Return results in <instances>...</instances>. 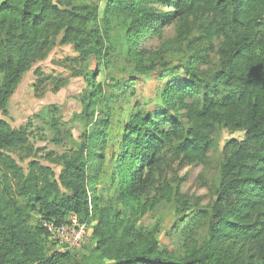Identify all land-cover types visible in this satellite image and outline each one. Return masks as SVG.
<instances>
[{"label":"trees","instance_id":"trees-1","mask_svg":"<svg viewBox=\"0 0 264 264\" xmlns=\"http://www.w3.org/2000/svg\"><path fill=\"white\" fill-rule=\"evenodd\" d=\"M73 1L80 0H0L1 114L23 75L58 41L71 45L80 61L123 60L133 74L147 75L154 68L148 41L176 19L206 16L205 38L219 40L220 59L207 76L180 63L182 75L168 71L160 77L167 79L154 110L137 103L128 108L112 137L102 188L107 196L94 198L93 205L87 184L96 177L88 175L84 150L93 157L90 146H101L115 124L94 120L95 109L132 93V79H110L112 91L106 95L95 81L97 67L92 71V91L82 97L81 107L95 134L79 153L51 161L61 167L57 177L37 160L27 127L11 129L0 120V264H81L74 255L79 250L58 251L42 226V221L63 223L69 215L93 223L94 248L84 264H264V0H108L100 22L97 5ZM218 128L241 133L242 139L223 147L207 240L197 252L172 259L139 222L164 198L157 184L167 156L181 166L202 163ZM116 129L110 127L112 134ZM53 133L55 145L71 139L67 130ZM20 150L26 156L21 162L28 159L25 169L11 155ZM188 210L177 202L178 215ZM32 213L36 228L29 226Z\"/></svg>","mask_w":264,"mask_h":264},{"label":"rangeland","instance_id":"rangeland-1","mask_svg":"<svg viewBox=\"0 0 264 264\" xmlns=\"http://www.w3.org/2000/svg\"><path fill=\"white\" fill-rule=\"evenodd\" d=\"M107 2L108 0H80L73 1L72 5H97L100 22ZM209 23L210 19L206 16H190L173 21L160 37L148 41L146 48L154 68L151 74L140 76L133 74V69L123 60L107 65V62L102 63V60L98 61L90 56L80 61L71 45H62L58 41L43 61L33 64L23 75L8 102L5 114L0 113V120L15 130L26 126L28 145L37 150V160L43 165L51 166L57 177L61 167L50 164L51 161L57 156L79 153L95 134L93 124H88L84 119L81 107L82 97L88 96L92 91L89 86L92 71L97 67L95 81L97 84L101 83L106 95L112 91L113 82L110 79H132V93L121 98L118 103L101 104L95 109L94 120L103 118L113 120L115 124L112 123L107 128L108 137L103 138L101 146L92 148L88 144L93 157L86 156L84 150V157L89 163L88 175L96 177L95 182L89 181L87 184L89 199L93 205L94 198L107 196L102 188L107 183L109 174L112 154L110 147L114 143L112 137L123 116L128 113V108L137 103L141 109L154 110L157 91L167 79L164 76L165 79L160 81V77L168 71H176L175 75H182L177 70L180 63H191L192 67L206 76L216 71L220 46L215 37L210 41L205 38L204 32ZM111 35H114V31ZM214 86L220 88L218 83H214ZM111 126L117 128L113 134ZM54 128L69 131L71 139L64 144L55 145L52 142ZM241 139V133L218 128L214 131L212 145L202 163L181 166L176 159H169L167 156L168 166L164 167L162 179L157 184V192L162 193L164 198L139 222L145 230L154 233L158 249L165 255L172 259L185 258L205 244L210 210L216 199L223 147L231 140ZM47 154H51L50 159L46 158ZM11 155L22 168H26L28 159L21 162L22 158H26L24 150L15 151ZM95 169L99 175L95 173ZM168 192L171 194L169 197ZM177 202L185 203L189 208L184 215L176 213ZM80 223L86 227L87 238L74 255L78 262L84 264L94 248V242L90 241L93 223ZM35 225L32 213L29 216V226L36 228ZM51 251L53 248H50Z\"/></svg>","mask_w":264,"mask_h":264},{"label":"built area","instance_id":"built-area-1","mask_svg":"<svg viewBox=\"0 0 264 264\" xmlns=\"http://www.w3.org/2000/svg\"><path fill=\"white\" fill-rule=\"evenodd\" d=\"M42 226L58 251L79 250L86 242V227L74 215H69L66 221L60 224L42 221Z\"/></svg>","mask_w":264,"mask_h":264}]
</instances>
